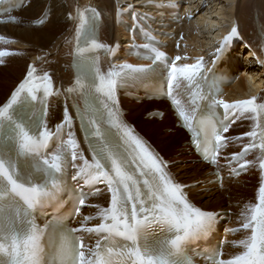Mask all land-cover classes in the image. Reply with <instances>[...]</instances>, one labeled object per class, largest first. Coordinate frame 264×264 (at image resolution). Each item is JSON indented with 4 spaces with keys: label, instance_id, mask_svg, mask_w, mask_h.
Instances as JSON below:
<instances>
[{
    "label": "snow or ice",
    "instance_id": "obj_1",
    "mask_svg": "<svg viewBox=\"0 0 264 264\" xmlns=\"http://www.w3.org/2000/svg\"><path fill=\"white\" fill-rule=\"evenodd\" d=\"M100 15L95 8L76 13L79 24L69 52L74 80L65 93L75 101L71 107L90 160L80 151L67 105L62 123L54 130L48 126V97L56 92L50 73L44 72L37 84V69L30 65L25 79L0 105V264H197V256L203 264H264V103L256 96L232 103L217 99L222 81L205 75L203 57L195 63L183 62L186 56L172 59L148 33L147 42L135 47L151 63H124L104 71L96 52L115 50L98 39ZM238 35V26H233L216 50L218 57ZM9 54L0 51V58ZM157 73L166 74L165 94L180 109L184 123L195 128L193 144L216 166L221 186V151L230 147L225 134L231 124L252 118L260 129L259 134L244 133L250 143L224 158L229 175L238 176L255 167L245 157L258 150L262 173L257 202L245 205L239 227L228 230L244 235L231 242L239 251L227 258L222 245L206 243L220 214L198 206L192 186L175 180L169 162L119 113L118 90ZM220 107L223 118L217 116ZM81 181L90 189L104 183L110 201L105 207L93 205L97 215L84 218H99L98 223L71 227L72 215L80 213L87 198L83 187H76ZM69 193L72 211L62 207ZM93 238L94 245L86 243Z\"/></svg>",
    "mask_w": 264,
    "mask_h": 264
},
{
    "label": "bare ground",
    "instance_id": "obj_2",
    "mask_svg": "<svg viewBox=\"0 0 264 264\" xmlns=\"http://www.w3.org/2000/svg\"><path fill=\"white\" fill-rule=\"evenodd\" d=\"M148 1L29 0L25 7L14 13L19 18L17 25H0V37L3 38L0 50L10 53L0 65V105L6 101L16 84L27 74L29 66L34 63L44 67L43 69L52 70L53 77L62 89L70 86L73 73L70 68L71 56L67 48L70 42L71 47L74 43L77 9L83 11L89 4L94 7L99 6L106 16L101 39L105 43L116 44L126 37V33L113 19L116 9L118 7L127 9L132 5L135 10L156 15L153 8L150 10L147 7ZM177 1L186 8L184 14L193 12V19L177 27L176 40L169 42L170 51L179 53L183 57L188 55V59L183 62L194 63L196 57L212 56L215 44L229 33L233 26H238L243 42H240L237 48L239 54L237 58L241 60L244 54L245 59L242 64L238 61V70L234 75L241 71V76L228 89V95L231 99L261 96L260 91L264 88V68L257 66L252 54L258 56L264 54V0ZM44 14H47V22L40 27L33 26L32 23ZM205 25L209 26L208 30H212L209 32L215 43L211 46L208 45L211 42L204 36L206 31L201 29ZM156 28L159 32L170 29L160 26ZM177 42L179 46H176ZM5 43L6 45L3 46ZM184 44L187 48L183 47ZM122 45L125 48L128 44L126 42ZM125 101L129 111L128 118L163 155L174 163L172 169L176 178L192 186L190 192L194 193L192 195L194 199L207 209L234 211L232 224H240L242 222L240 214L245 210V205L254 204L255 193L257 194L254 183L247 179L245 184L225 183L222 188L214 183H208L210 169L191 153L187 144V135L175 125L171 113L168 112L161 119L154 115L145 117L146 113L164 108L166 106L164 101L144 100L142 103L128 99ZM63 104V98L56 102V107L53 109L54 122L63 118ZM249 125L250 118L245 123V126ZM235 133H239V130ZM107 202V196L103 193L96 194L92 198L93 205L99 204L105 207ZM93 214H97L95 207L86 212L84 217Z\"/></svg>",
    "mask_w": 264,
    "mask_h": 264
},
{
    "label": "rangeland",
    "instance_id": "obj_3",
    "mask_svg": "<svg viewBox=\"0 0 264 264\" xmlns=\"http://www.w3.org/2000/svg\"><path fill=\"white\" fill-rule=\"evenodd\" d=\"M130 1H133V0H130ZM152 1H157V0H152ZM158 1H166V0H158ZM199 15V14H198ZM197 15V16H198ZM209 26H204L202 27L201 29L206 31L204 32V36L206 37V40H208L209 42H211L210 44H208L209 46L213 45L215 43V41H213V37L211 36V33L209 31H212V30H208ZM208 37V38H207ZM207 45V46H208ZM172 126V124H171ZM163 127V126H162Z\"/></svg>",
    "mask_w": 264,
    "mask_h": 264
}]
</instances>
